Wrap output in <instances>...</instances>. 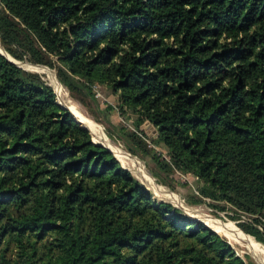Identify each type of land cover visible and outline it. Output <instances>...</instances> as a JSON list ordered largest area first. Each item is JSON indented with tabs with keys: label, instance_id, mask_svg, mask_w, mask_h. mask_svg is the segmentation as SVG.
I'll use <instances>...</instances> for the list:
<instances>
[{
	"label": "trees",
	"instance_id": "trees-1",
	"mask_svg": "<svg viewBox=\"0 0 264 264\" xmlns=\"http://www.w3.org/2000/svg\"><path fill=\"white\" fill-rule=\"evenodd\" d=\"M0 44V264H258L154 197L9 56L58 67L99 122L117 107L133 127L110 137L160 182L193 175L194 202L246 214L264 249V0H0Z\"/></svg>",
	"mask_w": 264,
	"mask_h": 264
},
{
	"label": "rangeland",
	"instance_id": "rangeland-1",
	"mask_svg": "<svg viewBox=\"0 0 264 264\" xmlns=\"http://www.w3.org/2000/svg\"><path fill=\"white\" fill-rule=\"evenodd\" d=\"M19 61L24 67L29 68L30 70H39L38 72L42 73L44 77L53 85L57 93V98L62 103H70L69 105L77 106L80 108L83 115L89 117L96 123V126L93 128L94 131L91 128L95 140L105 142L106 144L110 143L115 146L114 148L117 147L114 150L116 151L119 159L126 167L131 169L133 173L148 186L149 189H151L154 197L170 200L173 203L182 206L183 208H181L189 214L190 217L206 222L225 235L237 251L243 255L248 254L253 262L261 264L260 260L255 256L257 252L255 246L258 247L263 257L264 249L260 247L259 243L253 236L247 233L245 234L239 229L241 227L238 225V221L246 218V214L242 215V219H234L230 216V214H234L232 209H221L220 207L214 205L213 201L209 198H206L205 201L194 202L193 194L197 191L199 182L193 175H184L176 172L178 177L174 174L175 180L173 181V184L175 186L171 185L172 182H160L151 170L152 167L156 165V161L151 155L143 157L141 155L133 154L126 148L123 139H117L114 136L110 137L107 134L106 127H111V121L116 122V126L123 124L125 126L133 127V123L130 118L121 114L117 107H115L110 112L108 111V114H103V122L97 121L93 114L89 111L88 107L74 98L69 89L61 82L57 73L58 67L54 68L44 64L49 66V68H47L56 74L57 80H55L46 72L40 71L41 67L31 65L30 60L25 59ZM99 91L102 94L99 96L101 97L100 102L102 107H106L107 105H116V96L109 89L104 88V90L100 89Z\"/></svg>",
	"mask_w": 264,
	"mask_h": 264
},
{
	"label": "bare ground",
	"instance_id": "bare-ground-1",
	"mask_svg": "<svg viewBox=\"0 0 264 264\" xmlns=\"http://www.w3.org/2000/svg\"><path fill=\"white\" fill-rule=\"evenodd\" d=\"M31 65H33L32 63H30ZM36 66H38V65H36ZM39 66H41V65H39ZM44 66V65H43ZM40 71H42V72H46L50 77H53L55 80H57V77H56V74L53 72V71H50L48 68H45V67H41L40 68ZM62 93V92H61ZM69 103V102H68ZM65 104H67V103H65ZM70 104V103H69ZM69 104H67L70 108H71V110L74 112V114L77 116V118L79 119V120H81V122H82V124H87L88 126H89V128L91 129H93L95 126H96V123L93 121V120H91L89 117H87V116H85V115H83L82 113H81V110H80V108H78L77 106H73V105H69ZM87 125H85V126H87ZM87 126V127H88ZM97 128V127H96ZM93 131H94V129H93ZM103 143H105V142H103ZM106 144V143H105ZM106 145H108L109 147H111V148H113V149H116V148H114L115 146H113L112 144H110V143H107ZM123 156V155H122ZM121 157V156H120ZM146 175V174H145ZM250 240H252V239H250ZM255 248L257 249V252H256V254H255V256L260 260V262H261V264H264V257L262 256V253L260 252V250L258 249V247L257 246H255Z\"/></svg>",
	"mask_w": 264,
	"mask_h": 264
},
{
	"label": "water",
	"instance_id": "water-1",
	"mask_svg": "<svg viewBox=\"0 0 264 264\" xmlns=\"http://www.w3.org/2000/svg\"><path fill=\"white\" fill-rule=\"evenodd\" d=\"M0 49H1V51L4 53V54H7L6 53V51L4 50V48L1 46V44H0ZM9 56V55H8ZM10 57V59L11 60H13L15 63H17L19 66H21V67H23V68H26V67H24L23 65H22V63H20V61L19 60H16V59H14V58H12L11 56H9ZM33 64H34V62H32ZM39 64V63H38ZM44 65V64H43ZM26 69H29V68H26ZM36 70V69H35ZM36 71H39V70H36ZM57 100H58V102L63 106V107H65V108H67V109H69L72 113H73V115L76 117V119L78 120V121H80L81 122V120H79L78 118H77V116L74 114V112L71 110V108H69L66 104H64V103H62L58 98H57ZM82 123V122H81ZM84 125V124H83ZM85 126V125H84ZM85 127H87V126H85ZM90 131H91V129L89 128V127H87ZM91 133H92V131H91ZM92 139L95 141V142H98V143H100V144H103V145H105V146H107V147H109L108 145H106L105 143H103L102 141H98V140H95V138H94V136H93V133H92ZM114 153H115V155L117 156V154H116V151L113 149V148H111V147H109ZM118 157V156H117ZM119 158V157H118ZM137 176V175H136ZM138 177V176H137ZM170 201V200H169ZM172 202V201H171ZM173 203V202H172ZM174 205H176V206H179V205H177L176 203H174ZM179 207H182V206H179ZM183 208V207H182ZM206 223V222H205ZM209 225V224H208ZM212 227V226H211ZM215 229V228H214ZM218 231V230H217ZM260 242V241H259ZM263 244V243H262ZM264 245V244H263Z\"/></svg>",
	"mask_w": 264,
	"mask_h": 264
},
{
	"label": "built area",
	"instance_id": "built-area-1",
	"mask_svg": "<svg viewBox=\"0 0 264 264\" xmlns=\"http://www.w3.org/2000/svg\"><path fill=\"white\" fill-rule=\"evenodd\" d=\"M100 89L98 87H96V91H97V95L100 96L102 95L101 92L99 91ZM147 141L150 142V139L147 138Z\"/></svg>",
	"mask_w": 264,
	"mask_h": 264
}]
</instances>
